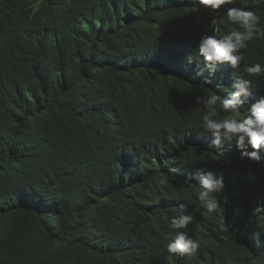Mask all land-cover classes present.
<instances>
[{
  "label": "trees",
  "instance_id": "trees-1",
  "mask_svg": "<svg viewBox=\"0 0 264 264\" xmlns=\"http://www.w3.org/2000/svg\"><path fill=\"white\" fill-rule=\"evenodd\" d=\"M214 15L192 0H0V264H264V161L194 130L196 95L244 75L188 63ZM244 51L264 63V41ZM200 167L224 173L222 211L193 212ZM180 203L196 258L165 250Z\"/></svg>",
  "mask_w": 264,
  "mask_h": 264
},
{
  "label": "clouds",
  "instance_id": "clouds-1",
  "mask_svg": "<svg viewBox=\"0 0 264 264\" xmlns=\"http://www.w3.org/2000/svg\"><path fill=\"white\" fill-rule=\"evenodd\" d=\"M194 5L203 6L215 13L210 19L208 29L211 34L201 35L197 41L195 53L187 56V61H193L199 68L198 75L208 72L213 77L220 66L237 69L243 66L244 75L233 76V83L224 95L202 93L196 95L195 104L203 109L200 124L196 130L199 134H210L211 144L219 149L222 156L224 145L235 146L240 159H248L256 163L264 161V95L255 101L250 98L256 90L252 78L264 76V63L256 61L244 63L248 43L257 40L264 41V18L249 6L248 0H192ZM264 4V0H257ZM232 27L221 31L224 20ZM211 83V80H208ZM219 89V87H218ZM222 91V89H219ZM245 105H247L245 107ZM223 116V118H220ZM202 129V132L199 131ZM169 173L175 175L179 168L169 167ZM198 191L195 193L198 202L193 212L201 209L211 214L223 210L220 197L225 189L224 173L222 171L197 168ZM168 177L160 180L167 184ZM188 205L180 203L178 210L167 223L169 229L165 250L170 255L196 258L201 250L199 239L187 231L194 220V215L187 211ZM264 215V199L257 198L252 208V217Z\"/></svg>",
  "mask_w": 264,
  "mask_h": 264
}]
</instances>
